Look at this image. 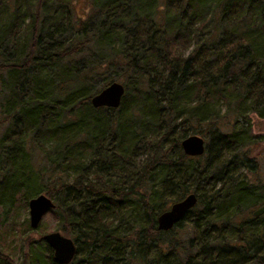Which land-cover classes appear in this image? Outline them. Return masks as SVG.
I'll use <instances>...</instances> for the list:
<instances>
[{
  "label": "trees",
  "instance_id": "16d2710c",
  "mask_svg": "<svg viewBox=\"0 0 264 264\" xmlns=\"http://www.w3.org/2000/svg\"><path fill=\"white\" fill-rule=\"evenodd\" d=\"M59 1L0 0L1 139L17 145L0 158V264H61L28 235L39 223L6 229L37 193L74 240L66 264H264V212L251 214L264 172L235 166L263 138L249 114L264 117V0H87L74 20ZM113 80L118 106H92ZM189 133L201 154L180 148ZM25 141L42 153L34 171ZM191 191L190 234L158 229ZM8 242H23L19 262Z\"/></svg>",
  "mask_w": 264,
  "mask_h": 264
},
{
  "label": "water",
  "instance_id": "95a60500",
  "mask_svg": "<svg viewBox=\"0 0 264 264\" xmlns=\"http://www.w3.org/2000/svg\"><path fill=\"white\" fill-rule=\"evenodd\" d=\"M123 94V85L119 81H110L94 92L89 97L92 106H118ZM205 146L204 138L197 133H189L180 139V148L185 154L199 155ZM196 196L194 192H187L180 199L171 202L167 208L163 209L156 216V226L158 229L166 230L178 223L186 212L195 204ZM54 205L52 199L44 193H37L27 199L28 224L31 228H36L41 217ZM264 212V202L251 210L252 215ZM264 236V227L260 231ZM44 242L51 248L53 258L66 264L75 255L74 240L60 232L59 230H49L41 234Z\"/></svg>",
  "mask_w": 264,
  "mask_h": 264
},
{
  "label": "rangeland",
  "instance_id": "374dc122",
  "mask_svg": "<svg viewBox=\"0 0 264 264\" xmlns=\"http://www.w3.org/2000/svg\"><path fill=\"white\" fill-rule=\"evenodd\" d=\"M59 3H61L66 7L65 14L69 15L70 20L81 18V16H85L89 11L87 0H61L59 1ZM3 127L4 125H0V143L4 146L3 148H0V158L4 157L5 159L7 149L14 150L16 149L17 145H15L14 141L11 140L10 138H7V140L4 141L1 139ZM249 128L251 133L261 134L263 135V138L254 145L253 143H251L249 145H244L241 149H238L237 152L241 154L240 158L244 159L245 161V167L239 164H235V166L237 171L244 172L247 176H249V178L253 179V166L255 167L256 170L255 172H259V174L264 172V117L260 118L254 116L253 114H249ZM22 147H23L22 151L24 152L23 153L24 162L22 163H25L27 170L29 168V170L34 171L33 169H37L39 166H41L44 163L43 157L41 155L42 153H40V150L34 144L25 141L24 143H22ZM33 177H34L33 179L34 183L36 184V186H39L40 185L39 180L34 175ZM12 210L10 211L11 214L10 217L6 218V221L8 222L13 221L12 223H14L15 225L11 229V224H8L9 227L7 226L6 229L9 230L10 228V231L14 233L20 232L19 230H22L23 226L25 225L22 224V222H24L25 220L28 222L27 203L24 206H22L19 202V204H16L15 208L14 209L12 208ZM187 219H188L187 217L183 218L177 224L173 225L176 230V234L180 238H185L190 234L189 225L188 223H186ZM55 224H56V220L50 215L49 212H45L39 221L38 227L36 229H33L31 232H28L29 233L28 235L37 236L45 231L59 230L55 228L56 227ZM13 242L10 243L8 242L9 248H12L10 254L12 255L14 260L19 262L21 254L25 250V246L23 242L20 243L15 242L14 245Z\"/></svg>",
  "mask_w": 264,
  "mask_h": 264
}]
</instances>
